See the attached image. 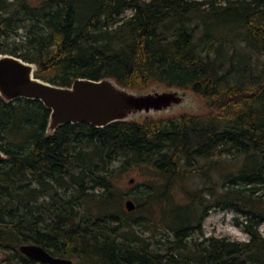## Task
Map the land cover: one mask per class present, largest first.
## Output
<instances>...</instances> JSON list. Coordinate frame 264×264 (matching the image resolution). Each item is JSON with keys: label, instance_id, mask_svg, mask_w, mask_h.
Masks as SVG:
<instances>
[{"label": "trees", "instance_id": "obj_1", "mask_svg": "<svg viewBox=\"0 0 264 264\" xmlns=\"http://www.w3.org/2000/svg\"><path fill=\"white\" fill-rule=\"evenodd\" d=\"M0 52L35 62L52 83L109 76L133 89H191L208 104L49 133L42 101L0 95V264H50L22 253L24 243L73 264H264V0H0ZM121 153L159 175L130 197L139 214L79 218L89 188L114 196L108 172ZM195 174L208 183L184 186L176 201L173 185ZM213 206L247 215L249 239L203 237ZM162 226L157 243L139 230Z\"/></svg>", "mask_w": 264, "mask_h": 264}, {"label": "water", "instance_id": "obj_2", "mask_svg": "<svg viewBox=\"0 0 264 264\" xmlns=\"http://www.w3.org/2000/svg\"><path fill=\"white\" fill-rule=\"evenodd\" d=\"M37 64L20 56L0 52V95L7 101L17 98L39 99L50 109L47 131L67 122H88L104 127L114 121L137 119L144 114L171 111L183 102L187 89L155 87L133 89L114 78L78 76L71 84L52 83L36 76ZM173 107V108H172ZM0 149V162L6 159ZM128 210L136 207L133 199L125 201ZM25 255L50 264H73V259L54 255L42 245L24 243ZM0 248V257H1Z\"/></svg>", "mask_w": 264, "mask_h": 264}, {"label": "rangeland", "instance_id": "obj_3", "mask_svg": "<svg viewBox=\"0 0 264 264\" xmlns=\"http://www.w3.org/2000/svg\"><path fill=\"white\" fill-rule=\"evenodd\" d=\"M227 0H216L217 4H224ZM134 12L131 8H126L122 13L120 18L128 17ZM14 37L10 38L13 39ZM19 39V38H16ZM155 87H163L162 85H153ZM151 87V86H150ZM173 108V107H172ZM208 110V104L206 98L196 95L192 90H188L184 93L183 102L174 106L171 111H165L159 116H166L169 114L178 115L182 112H204ZM154 113L144 114L146 118H153ZM123 153H121L111 164L110 170L108 172L109 178H111L112 186L114 188V196L111 199L106 197L107 192L102 187L97 186L92 189L89 188V192H94L96 195L77 200L75 202V207L78 210V217H91L98 216L108 213L119 214L126 221H133L135 217L139 214V211L128 210L125 201L127 198H133L135 200L136 196L133 197V194L139 190L146 187V184L149 182H155V178L158 177L157 173L153 171L148 165L141 163H128L125 161ZM221 171H216L214 173L215 178H220ZM159 180V177H158ZM201 174H195L185 181V183L178 184L176 182L172 187L171 196L176 201H185L183 194V187H197L207 184ZM90 186L91 183H88ZM64 192V188L62 187ZM76 192V189L70 186V189L67 191L68 197H72V194ZM260 193V192H258ZM137 199V198H136ZM139 201V200H138ZM162 202L154 204L152 207L153 214L160 210ZM145 210V209H142ZM147 210V209H146ZM145 211H143L144 213ZM149 213V211H146ZM247 217L241 211L235 209L234 207L220 208L213 206L208 215L204 218L202 223V235L203 237L215 235L218 237H228L230 239L236 240H248L249 234L245 230L244 221ZM145 237H150V239L157 243L156 240L161 237H165L168 234V231H164V227L155 228V231H150L148 228L139 229ZM260 230L264 235V220L260 224ZM198 235V234H196ZM76 262V259L73 258ZM247 264H254L248 262Z\"/></svg>", "mask_w": 264, "mask_h": 264}, {"label": "flooded vegetation", "instance_id": "obj_4", "mask_svg": "<svg viewBox=\"0 0 264 264\" xmlns=\"http://www.w3.org/2000/svg\"><path fill=\"white\" fill-rule=\"evenodd\" d=\"M71 258V257H70ZM34 259V258H33ZM73 259V258H72ZM35 260H37V259H35ZM37 261H39V260H37ZM40 262H42V261H40ZM73 263H74V259H73Z\"/></svg>", "mask_w": 264, "mask_h": 264}, {"label": "bare ground", "instance_id": "obj_5", "mask_svg": "<svg viewBox=\"0 0 264 264\" xmlns=\"http://www.w3.org/2000/svg\"><path fill=\"white\" fill-rule=\"evenodd\" d=\"M5 153V152H4ZM6 154V153H5ZM6 156H7V154H6Z\"/></svg>", "mask_w": 264, "mask_h": 264}]
</instances>
